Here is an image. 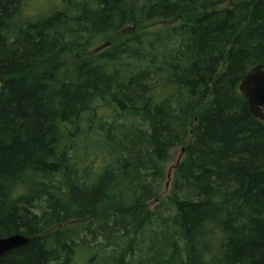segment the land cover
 I'll return each mask as SVG.
<instances>
[{
	"label": "trees",
	"instance_id": "1",
	"mask_svg": "<svg viewBox=\"0 0 264 264\" xmlns=\"http://www.w3.org/2000/svg\"><path fill=\"white\" fill-rule=\"evenodd\" d=\"M17 1L0 0V28ZM157 1L158 11L179 5ZM255 1L250 25L235 39L243 48L233 50L222 86L208 80L241 12L213 18L194 9L156 20L106 0L114 6L100 13L82 8L97 34L52 66L88 61L106 34L118 36L113 47L131 35L194 29L196 49L182 67L166 66L168 82L131 104L124 95L137 97L133 81L110 86L103 69L88 63L77 71L80 84L71 85L67 74L61 86L51 87L38 76L0 90V238L21 233L30 239L0 264H264V121L252 114L239 85L231 94L224 87L249 62L264 63V0ZM66 18L53 11L5 24L0 72L25 78L34 61L67 46L56 32ZM9 34L20 42L7 44ZM185 74L193 77L184 85L191 97L175 99L180 109L185 105L171 115L163 103L181 85L170 77L185 80ZM99 82L107 87L96 97V111L82 110ZM104 118L146 125L145 145L132 134L100 131ZM178 149L182 156L173 165Z\"/></svg>",
	"mask_w": 264,
	"mask_h": 264
},
{
	"label": "rangeland",
	"instance_id": "2",
	"mask_svg": "<svg viewBox=\"0 0 264 264\" xmlns=\"http://www.w3.org/2000/svg\"><path fill=\"white\" fill-rule=\"evenodd\" d=\"M192 1L193 0H177L179 3L177 10L172 12H164V10L158 11L157 0H120V2L115 4H117L116 6H120L121 8L128 11L134 10L136 14L140 15L139 17H145V14H148L152 15V17L156 20H158V18L166 19L194 9L200 10L207 16L212 15L213 18L215 15H224L223 17H225L227 14L228 16L229 11H238L239 13L241 12L239 21H237L234 26V38L232 37L230 42L227 41L226 45L223 46L221 53L222 56L214 67L213 72L208 80V84L210 85L220 83L222 86L223 79L221 78L227 72L228 65L231 63L233 50H237L239 47L243 48V46H240L243 44L241 42H237L235 39L238 36H242L245 33L246 28L250 25L256 1ZM105 3L106 0H18L11 7V12L9 15L3 19L0 28L1 32H6L4 26L10 21H20V23H25L28 21H35L38 18L48 17V15L53 11H62L67 17L66 26L56 32L60 37L65 36L64 41H67V46L61 48L55 53L43 57L42 61H34V65L30 66V68H33L34 70H32L30 75L25 76V78L15 76L14 71L0 72V90H2L10 82H20V80L23 79L33 81L35 77L38 76L40 77L37 79H41L42 81H51L47 82L51 85V87L53 86L52 82L56 83V85L58 84V86H61L62 82L65 81L64 78H67V74L69 83L71 85L80 84V78L77 76L78 69L85 64L90 63V65H94L93 63H96L99 69H103V73L106 74V79H110V86L111 83L113 84V87H115L117 85L128 84L130 81H133V83H135L133 91L138 92L137 97H134L135 94L128 93L124 95V99L128 103L137 104L140 101L139 95L142 96L152 94L157 87L169 81V79L166 78V74L168 72V67L166 66L174 65L178 68L182 67L185 57L193 54L195 51L196 40L199 38V35L198 33L195 34V32H193L194 29L182 30L176 28L169 32L160 31L146 35H131L130 39H127L123 44H121H126L124 47H120L121 45L110 47L109 44L116 41L118 36L116 37L115 35H111L108 39V35L106 34L107 39L96 40L94 46L89 52L88 61L77 60V62L73 63L69 69H64V67L57 66L53 67L51 64L52 62L66 59L70 56L69 54L72 52L74 44L88 42L97 34V28L89 24L82 12V8L87 6L89 9H91V11L100 13L105 7H110V5L114 6L112 5L113 3H109V5ZM67 20H69L68 23ZM205 22L210 23L209 19L205 20ZM133 28L135 29L134 26ZM238 31L240 33H238ZM125 34L126 33L124 32L122 35L124 36ZM32 37L36 39L39 38L37 34L32 35ZM20 40L21 38L16 34H9L5 38L6 43L9 45H16L20 42ZM105 48L107 49L104 50ZM260 62H249L241 74L236 76L230 74V79L227 78L229 81H225V90L231 94L233 88L241 83L243 77L248 73V71ZM180 75L183 77L182 73L179 74V76ZM174 76L179 77L178 75ZM174 76L170 77V81L180 84L181 88L175 96H172V99H169L163 103L166 111L171 113V115H173V113L174 115H177V113L182 111V108H184L185 105L184 104L180 109L181 102L179 103L175 99L181 101L187 100L191 97L189 94V89L184 88V85H186V82L190 81V79H193V77L189 74H185V80H182L181 78L176 79ZM204 85L205 84L198 83V91H203V89H205ZM97 86V90L93 89L87 92L88 96H86L83 106L81 105L82 110L87 112L96 111V97L100 91L107 87V85L99 82ZM97 127L102 132L120 131L130 135L132 134L138 136L139 139L142 140L140 141L141 143L144 141V137H146L149 133L148 127L146 125L133 126L124 121L113 122L108 118H104L99 121ZM143 145H145L144 142ZM174 153V161L172 160L173 162L171 163L173 165H175V162H178L182 156L181 149L176 150ZM173 165L170 166L171 168H168V179L166 181L168 185L171 182V171ZM166 190H168V188H166Z\"/></svg>",
	"mask_w": 264,
	"mask_h": 264
},
{
	"label": "water",
	"instance_id": "3",
	"mask_svg": "<svg viewBox=\"0 0 264 264\" xmlns=\"http://www.w3.org/2000/svg\"><path fill=\"white\" fill-rule=\"evenodd\" d=\"M239 91L247 99L252 114L264 121V63L257 64L248 71L239 84ZM29 241L30 239L21 233L0 238V258Z\"/></svg>",
	"mask_w": 264,
	"mask_h": 264
}]
</instances>
